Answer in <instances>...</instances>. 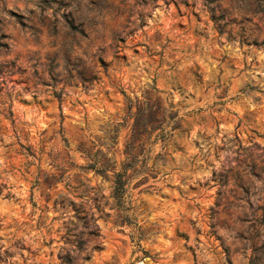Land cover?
<instances>
[{
	"label": "rangeland",
	"instance_id": "rangeland-1",
	"mask_svg": "<svg viewBox=\"0 0 264 264\" xmlns=\"http://www.w3.org/2000/svg\"><path fill=\"white\" fill-rule=\"evenodd\" d=\"M0 264H264V0H0Z\"/></svg>",
	"mask_w": 264,
	"mask_h": 264
}]
</instances>
